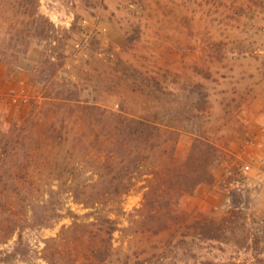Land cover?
I'll return each mask as SVG.
<instances>
[{"label": "rangeland", "instance_id": "obj_1", "mask_svg": "<svg viewBox=\"0 0 264 264\" xmlns=\"http://www.w3.org/2000/svg\"><path fill=\"white\" fill-rule=\"evenodd\" d=\"M36 1L63 37L54 77L17 0H0V132L21 126L12 169L27 173L2 264H264V0ZM111 114L173 131L178 163L195 139L214 145L213 186L144 207L152 163L132 144L113 153ZM104 219L110 255L92 262ZM0 226H14L2 211Z\"/></svg>", "mask_w": 264, "mask_h": 264}, {"label": "trees", "instance_id": "obj_2", "mask_svg": "<svg viewBox=\"0 0 264 264\" xmlns=\"http://www.w3.org/2000/svg\"><path fill=\"white\" fill-rule=\"evenodd\" d=\"M17 7L19 16L28 20L22 21L24 24L23 33L27 38L38 40L45 45L39 61V70L42 71L47 67H51L53 70L52 77H54L60 64L59 62L54 64L53 61L63 59L62 47L59 46L63 41V37L48 23L46 25V21L44 22L42 18H39L36 0H17ZM0 62L5 63V60H0ZM109 119L112 120L114 136L110 138L108 143L111 145L113 153H116V155L130 154L132 148L127 145L132 144L133 148L139 151L145 161L152 163L153 172L150 174L152 184H150L144 196V207L150 206L154 210L157 206V209H159L166 197H169V200L176 205L183 196H193L199 186L211 187L215 183L213 173L220 165V152L211 143L202 139H195L186 159L182 163H178L174 156L177 134L173 131L162 130L148 122L127 118L119 114H111ZM20 128L21 126L14 124L6 130L5 134L0 132V211L7 214L9 222L14 224L12 228L0 226V232H6L7 237L15 233L16 222L21 221L16 218L18 208L15 207L13 200L21 196L19 187L27 180L26 166H23V170L19 168L20 170H17V172L12 169V166L17 162L15 147L18 141L23 140L18 138ZM5 166L7 168H4ZM119 171L122 172L123 168H120ZM113 180L119 184L123 182L121 176H114ZM130 181L128 179L125 182L122 192L129 189ZM233 214L234 211H231L229 213L230 217ZM169 215L167 214V216ZM228 219L224 218L222 220L221 228ZM102 225H106L104 234H95L91 237L92 241L90 243L92 246L89 248L88 253L89 260L92 262L104 263L110 255L111 239L115 230L108 219L102 220ZM220 226L199 220H195L191 224V228L197 232L198 236L205 237L208 240L215 239V230L213 229ZM18 241H21L20 234H18ZM251 245L253 246L252 250L257 251V240H251ZM54 251L53 257L61 255L59 250ZM5 259L7 258H1L0 253V264L6 263ZM46 261L47 264H52L49 260ZM257 261L258 263L263 262L261 258Z\"/></svg>", "mask_w": 264, "mask_h": 264}]
</instances>
